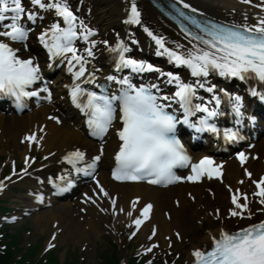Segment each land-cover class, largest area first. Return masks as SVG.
Wrapping results in <instances>:
<instances>
[{
  "label": "bare ground",
  "instance_id": "bare-ground-1",
  "mask_svg": "<svg viewBox=\"0 0 264 264\" xmlns=\"http://www.w3.org/2000/svg\"><path fill=\"white\" fill-rule=\"evenodd\" d=\"M178 1L204 14L244 26L256 25L261 18H264V0H255L253 4L249 3V6L240 0ZM131 2L132 0H99L100 5H98L97 10L92 11L89 9L90 7L88 8L89 0H72V3L82 13V16L76 21L77 32L80 31L81 22L87 26V29L94 32V35L89 36L87 41L79 36L73 41L76 53L83 55L84 60L81 61V64H76L73 61L71 69L78 66L79 71L82 65L85 69L84 74L77 78L75 75L70 74L69 70L68 72L64 71L70 64L68 61H63L60 71L43 81L44 85L42 87H51L52 96L50 98L46 96V92L40 90L39 101L33 102L28 111L16 114L0 110V139L3 136L6 140L5 144L0 140V155L6 153L10 156L13 155V151L18 150L21 155L23 154L22 157H27L29 156V148L38 151L42 155L37 168H26L24 174L23 185L31 192L26 207L31 209L45 205V209L36 214V220H43V218L45 222L59 220L58 226L67 228L66 239L79 242L88 238H95L99 235L102 222L114 224L120 221L133 225L137 232H141V235L148 236V239L151 237L149 243H146L147 245L160 239L165 240L171 234H185L201 228L200 235H196L195 239L192 237L193 240H190L191 246L186 255L184 253L185 256L182 255L185 264H190L194 259L192 256L193 250L202 249L209 245L210 239L218 236L221 229L231 231L254 223L264 217V213L257 211L264 205L258 202L259 197L252 195L258 191L252 181H258L264 176V134L255 141V147L253 146L251 150L246 149V152H244L246 159L243 164L236 159V153H234L232 159L217 158L216 163L223 169L222 175L226 176L225 179H222V175L211 178L203 175L200 180L188 181L185 178L183 183L167 188H158L144 183L114 182L109 177L108 169L120 147L121 141L116 136L119 126L112 127L102 142H95L88 138L81 121L68 106L67 97L70 87L78 82L80 78L94 81L98 78L107 77L105 67L109 49L118 38L126 43L130 50L129 54L133 55V59L137 61L142 60L141 55L148 56L151 51V54H154L158 50V46L152 37L144 32L145 28L149 29L153 35L163 38L165 47L179 53L195 50L194 45L197 48L206 47L199 40L183 32L173 22L165 18L150 0H135L141 13L140 24L125 23V16L129 13ZM28 10L36 12L38 14L36 19H41L38 28L46 29L52 23L59 25L62 23L60 17L54 16V10L40 9L32 4ZM21 21L29 20L25 17ZM2 30L4 29L0 27V31ZM36 30L38 29H35L34 32ZM102 35L107 36L108 39L101 40ZM32 37L35 39L34 35ZM33 39L30 38L26 42L31 46V51L23 47L26 50L24 55H32L39 65L40 71H43L46 69L45 62L36 52ZM92 41L96 42L94 47ZM33 45L35 51L32 49ZM177 45L181 47L177 48ZM88 48L92 49V56H88L86 51ZM164 58L163 62L154 66V68H158L164 73L168 72L174 76H179L180 80L188 79L196 82L199 79L204 83V87L213 89L208 97L213 107L231 106L235 102L232 92L238 91L237 86L242 84L236 77L229 79L220 76L216 72H210L206 78L194 77L187 66L179 65L174 68V64L168 60L167 55ZM150 62L147 59L144 61L145 64ZM128 71L136 74L130 68H126L123 74L128 73ZM142 73L146 74L145 72ZM151 76H157L159 82L164 84L170 86L175 84V82L168 83L169 77L167 75L162 76L159 71H153ZM121 78V81L126 79L123 76ZM140 80L145 81V77ZM222 82L232 87L223 95L219 93L218 88H215L217 85H221ZM241 86L243 88V85ZM162 95L171 96V92L168 90ZM214 97L219 99V104H217ZM46 100L49 101V104L43 103ZM226 116L234 121L241 118L239 114L234 113L231 107L228 108ZM51 117L56 119H51ZM32 133H36L39 143L35 141L30 143L25 140V137ZM19 143L22 144L23 149L18 145ZM101 146H103L102 155ZM77 149L85 152L87 157L94 154L101 155L99 172H96L92 179L84 183L77 191L80 193L75 194L76 197L71 200H57L56 197L44 194L45 191L42 188L46 191L52 190L56 185H49L52 183L53 177L57 173L65 171L66 167L62 162V158ZM203 154L205 153L199 152L197 155ZM245 169L251 173V178L245 174ZM240 181H243V183H240ZM101 187L108 193L107 196L100 191ZM237 189L248 195V209L245 210V216L248 212L253 213V216L251 220H242L240 216H236L234 222L228 224L226 218L233 217L230 215V209L235 207L231 198L236 194ZM113 199L115 204L112 203ZM134 201H136L135 208H133ZM240 202L243 203L242 198ZM147 204H151L152 208L148 214V219L143 220L140 210ZM79 208L86 213L84 222L77 221L80 225L78 223L74 225V220L78 219H75L72 215ZM129 211L132 212V216L127 214ZM137 218L143 220L139 227L133 224V220ZM240 218L242 221L238 222ZM210 219L212 221L204 227L203 222ZM212 222L214 224H210ZM70 223L73 224L71 229ZM58 226L56 224V227Z\"/></svg>",
  "mask_w": 264,
  "mask_h": 264
},
{
  "label": "snow or ice",
  "instance_id": "snow-or-ice-1",
  "mask_svg": "<svg viewBox=\"0 0 264 264\" xmlns=\"http://www.w3.org/2000/svg\"><path fill=\"white\" fill-rule=\"evenodd\" d=\"M29 2L44 10H54L56 16L62 17L67 25L61 28L59 24H53L50 31L52 36L46 40L47 32L41 33L39 39L48 48L50 56H64L71 53L69 64L75 61L81 64L84 60L82 56L76 55V49L72 46L73 41L79 36L87 41L89 36L94 35L91 29L80 23V31L77 32V17L70 9L67 0H29ZM249 3L250 0H242ZM184 7H189L185 4ZM195 11V9H193ZM10 14V15H9ZM183 15V13H181ZM27 17L29 21L35 22L38 14L29 11L23 6V0H0V27L4 30L0 31V37H7L12 41H24L28 37V29L21 23L23 17ZM141 13L137 8L135 0H132L129 15L125 23L140 24ZM9 21L4 23V21ZM193 23H196L193 21ZM197 27H200L197 24ZM149 36L156 42L158 46L157 55H167L170 62L176 65L187 66L191 70L194 77H208L210 72H216L222 77H237L240 80L257 79L264 82V18L253 26H218L212 24L210 27L202 28L206 36L196 37L205 48H197L179 53L173 49L165 47L163 38L153 35L152 32L144 29ZM92 41V46H95ZM177 45V48H180ZM122 50L119 52L120 63L117 68H130L132 72L141 73L146 71H159L160 74L169 77L168 83L175 82L177 90L171 96L159 97L154 95L149 88L140 87L122 91L120 96L106 94H97L95 92L87 93V100L83 103L82 108L89 114L88 126L91 135L103 137L109 130L114 119V104L119 102L123 127L117 131L119 140L121 141L119 151L116 153L115 160L117 167L113 170L112 175L117 180H139L150 178L149 183L152 184H169L180 180L181 177L176 176L173 168L186 167L190 162V157L185 153L183 145L174 135L176 124L181 121L172 113L166 111L172 107V103H178L183 110V123L189 124V117L195 115L197 111L207 113V117L199 121L200 127L197 131L205 129L215 132L214 125L208 123V118L215 117V110L209 111L208 107L201 104H193L192 100L195 96V88L204 87V83L199 79L195 86L190 83L181 82L179 76L172 73H164L158 68H154L152 64H145L142 61L126 58L124 53L129 51L128 48L117 45ZM162 49V51H160ZM116 51V49H111ZM88 56H92L91 48L86 49ZM17 50L13 49L8 43L0 40V94L14 96L18 102L21 97L36 96V92L25 91L27 86H31L35 81L40 80V68L33 63L31 58L21 59L16 55ZM74 66V65H73ZM71 71V67L69 68ZM85 69L81 65L80 70L75 73L78 78L84 74ZM109 80L115 77H108ZM121 83L127 84V78ZM156 88V85H152ZM209 92L213 89L208 88ZM47 91V88L44 89ZM73 103L80 105V97L85 95L84 90L77 84L72 89ZM169 101L168 104L159 103V100ZM217 104L219 99L215 98ZM235 111L239 114L240 97L236 96ZM51 119H56L51 117ZM59 122V121H58ZM190 127H196L190 124ZM43 131V129H41ZM236 133L227 135L229 140L236 138ZM42 139V137H40ZM30 143L35 141L39 143L36 133H32L25 137ZM103 146H101V155ZM85 153L80 150L69 152L65 157L69 164L75 166L77 161H83ZM101 159L100 155L93 158L88 168H95L97 161ZM239 159L243 164L246 157L244 153L239 154ZM192 175L186 179L193 181L199 180L201 176L207 174L209 178L213 176H221V166L215 165L213 160L205 156L198 163L191 164ZM26 173V169L24 170ZM76 171H84L77 168ZM90 174V173H88ZM245 174L251 178V173L245 169ZM243 183V181H240ZM258 191L252 195L259 197V203L264 205V176L258 181L253 180ZM0 188H3L0 182ZM100 191L107 196L108 193L101 187ZM231 191V189H230ZM241 198L243 203H241ZM234 209H230V215L233 217L240 216L242 219H252L253 213L248 212L245 216V210L248 209V195L241 193L239 189L231 198ZM95 202V201H93ZM115 204V200L112 201ZM136 201L133 202L135 208ZM152 205H145L140 211L143 220L148 219ZM103 210V209H102ZM123 211V209H121ZM264 213V207L257 210ZM132 216V212L127 213ZM143 220L137 218L133 220V224L139 227ZM155 234V233H153ZM135 235V233H133ZM151 239V237H149ZM49 244V247H52ZM151 251V249H148ZM195 258V264H264V220H258L247 226L241 227L236 231H227L221 229L218 237L212 238V247L209 249H195L192 252Z\"/></svg>",
  "mask_w": 264,
  "mask_h": 264
},
{
  "label": "rangeland",
  "instance_id": "rangeland-1",
  "mask_svg": "<svg viewBox=\"0 0 264 264\" xmlns=\"http://www.w3.org/2000/svg\"><path fill=\"white\" fill-rule=\"evenodd\" d=\"M250 1L251 4H253L255 0ZM89 3L88 8L90 7L89 9L92 11L97 10L98 5H100L99 0H89ZM30 4L31 3H27L26 6L29 7ZM247 6L249 5L247 4ZM37 22L38 21L35 20V22H32L31 25L33 26ZM31 25L29 27L30 29ZM106 39H108L107 36H101V40L105 41ZM0 140H2L4 144L6 143L3 136ZM18 145L23 149L22 144L19 143ZM33 151L34 152H32L33 154L31 155L35 156L36 160H32V168H35L37 161H40L41 159V154L35 150ZM232 158L233 157L227 156L224 159ZM22 159L23 157L18 150L13 151V155L10 156L6 153H2L0 155V177L3 173H8V175L12 176V162L14 161L19 165V167H22L24 166L20 164ZM14 173L19 174L20 172L18 171ZM223 177L225 179L226 176L224 175ZM8 180L5 178V182ZM22 184H18V186L22 187V190L18 192L14 191V194L12 191L15 189L13 187L17 185L16 182L7 184L5 192L2 197H0V206L4 205V203H2L3 199H8L9 202L7 204L12 207L10 210L5 212V217L0 220V225L2 223H8L6 226L9 234L18 239V244H16L13 249L16 253L15 258H19V260L24 259V256L27 255V257L31 255H37L38 257L43 253L46 254L50 252L48 257H51L52 254V256L56 258L55 261L59 264L60 262H63L64 259L71 262V264H106L107 257L109 255H114V257L116 256L118 264H120V261L127 263L130 256H141L142 259H145V264H185L186 262L183 257L186 255V252L191 246L190 240H193V238L195 239L196 235H200L202 230L200 228L199 230L196 229V231H190L185 234H171L165 240L160 239L155 244L147 245L149 243V239L147 238L148 236L141 235V232H137L133 225H128L127 223L120 221L114 224L102 222L100 232L97 237L76 242L72 239H66L65 234L67 232V228L58 226V222H60L59 220H48L47 222H45L44 218L43 220H36L35 216L43 211L42 207L34 209L27 216L24 215V212H27L25 203L29 193L26 192V187L24 188ZM1 212L2 211L0 209V213ZM85 214L84 210L80 208L77 209V211H75L72 215L75 219H78L74 220V225H76V223L80 225L77 221L83 223ZM9 219L11 220L9 221ZM242 220L240 218L238 219V222H241ZM210 221L212 220H205L203 222L205 225L203 224V226L206 227ZM233 222L234 217L226 218V223L231 224ZM56 224L58 227H56ZM210 224L214 223L212 222ZM71 227H73L72 223H70V229ZM133 233H135V235H133ZM49 244H52L53 246L49 247ZM27 246H32L33 250H31V252L28 250L26 251L25 248ZM17 247H20L22 252L21 255V252H16ZM148 249H151V251H148ZM182 255L184 256L182 257ZM26 258L24 262L27 263ZM46 263H49V258L46 259Z\"/></svg>",
  "mask_w": 264,
  "mask_h": 264
},
{
  "label": "trees",
  "instance_id": "trees-1",
  "mask_svg": "<svg viewBox=\"0 0 264 264\" xmlns=\"http://www.w3.org/2000/svg\"><path fill=\"white\" fill-rule=\"evenodd\" d=\"M5 234V238L1 239L0 238V264H28L29 262H31V264H58L55 260L56 258L54 256L51 255V257H48V255H43L40 258L35 257L34 255H31L29 257L24 256L27 260V263L24 262V259L19 260V258H15V251L13 249V247L18 244V239H16V237H14L13 235H9V233H4ZM26 251L28 250L29 252H31L32 246L31 247H26L25 248ZM17 253L21 252L20 247H17ZM22 254V252L20 253V255ZM105 254V253H104ZM49 258V263H45L44 259ZM106 259V258H105ZM65 264H71V262H66ZM106 264H118V259L117 257L114 255H109L107 257V261ZM128 264H135L134 263V259L129 260Z\"/></svg>",
  "mask_w": 264,
  "mask_h": 264
}]
</instances>
